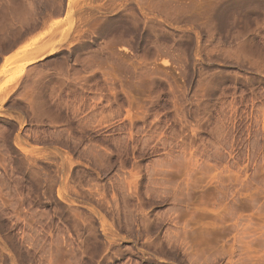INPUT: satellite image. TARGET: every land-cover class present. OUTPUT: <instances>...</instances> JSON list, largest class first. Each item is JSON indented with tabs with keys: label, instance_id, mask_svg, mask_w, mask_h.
Returning a JSON list of instances; mask_svg holds the SVG:
<instances>
[{
	"label": "rangeland",
	"instance_id": "obj_1",
	"mask_svg": "<svg viewBox=\"0 0 264 264\" xmlns=\"http://www.w3.org/2000/svg\"><path fill=\"white\" fill-rule=\"evenodd\" d=\"M0 264H264V0H0Z\"/></svg>",
	"mask_w": 264,
	"mask_h": 264
},
{
	"label": "bare ground",
	"instance_id": "obj_2",
	"mask_svg": "<svg viewBox=\"0 0 264 264\" xmlns=\"http://www.w3.org/2000/svg\"><path fill=\"white\" fill-rule=\"evenodd\" d=\"M30 62H32V61L30 60Z\"/></svg>",
	"mask_w": 264,
	"mask_h": 264
}]
</instances>
